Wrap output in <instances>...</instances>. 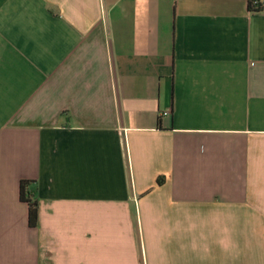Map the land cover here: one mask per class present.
<instances>
[{
  "label": "crops",
  "instance_id": "0c3cea01",
  "mask_svg": "<svg viewBox=\"0 0 264 264\" xmlns=\"http://www.w3.org/2000/svg\"><path fill=\"white\" fill-rule=\"evenodd\" d=\"M0 264H264V12L0 0Z\"/></svg>",
  "mask_w": 264,
  "mask_h": 264
},
{
  "label": "trees",
  "instance_id": "16d2710c",
  "mask_svg": "<svg viewBox=\"0 0 264 264\" xmlns=\"http://www.w3.org/2000/svg\"><path fill=\"white\" fill-rule=\"evenodd\" d=\"M252 9V7L250 6ZM163 179L158 180L162 184ZM33 181L24 180L20 184V197L23 202L29 205V222L31 227H37L39 221V203L37 199V190Z\"/></svg>",
  "mask_w": 264,
  "mask_h": 264
},
{
  "label": "built area",
  "instance_id": "2783aa9c",
  "mask_svg": "<svg viewBox=\"0 0 264 264\" xmlns=\"http://www.w3.org/2000/svg\"><path fill=\"white\" fill-rule=\"evenodd\" d=\"M250 6L254 11L264 12V0H250Z\"/></svg>",
  "mask_w": 264,
  "mask_h": 264
}]
</instances>
